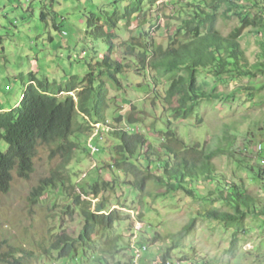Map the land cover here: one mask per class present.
<instances>
[{"label":"trees","instance_id":"1","mask_svg":"<svg viewBox=\"0 0 264 264\" xmlns=\"http://www.w3.org/2000/svg\"><path fill=\"white\" fill-rule=\"evenodd\" d=\"M158 1L129 0L125 14L130 18L129 23L133 18L140 19L144 10L149 11H145L142 22L144 33L141 31V34L144 40L133 38L129 44L125 43L127 50L125 53L120 51L125 59L114 60L106 55L96 65L89 66L85 77L75 74L64 82L51 80L48 75L41 76L39 71H20L17 79L26 86L20 104L12 110H0V201L3 195L13 189L14 171L22 179H31L36 172L34 157L38 147L46 144L52 147L54 156L60 155L63 160L52 170L50 177L40 179L30 199L36 202L48 193L46 204L60 208L58 213L69 216L70 223L77 226L78 232L76 236L68 232L61 235L52 233L47 240L50 243L37 254L15 246H9L8 251H3V244H0V264H135L137 249L145 258L151 253L154 256L152 249L145 250L144 246L155 248L153 242L160 244L170 235L164 236L148 230L149 226L155 224L146 220L144 200L151 197L168 199L169 195L174 197L175 190L186 189L194 185L196 180L203 181L209 189L205 195L204 190L200 194L201 200L211 205L207 217L221 222L227 230L231 227L236 229L233 232L231 251L237 248L239 234L248 231L245 227L248 215L264 218V203L249 192L245 183L229 182L227 175L218 169L213 158L218 153H225L226 146L221 143L222 146L218 147L207 143V140L200 146L198 141L190 137L188 141L181 139L179 132L171 129V123L165 133L166 151L181 161L173 165L172 160H167V174L157 175L148 155H142L139 151L147 141V135L109 131L118 141L117 151L111 154L112 158L103 160L104 166L90 173L93 178L89 177L87 182L82 184L72 179L77 175L81 159L79 155L90 153L89 146L82 142L93 135L95 123H101L102 128L108 125L106 111L110 104L105 85L108 81L119 83V76L128 72L132 66L139 65L143 69L149 66L150 70L156 72H177L179 80L167 91L165 102L175 120L184 124L187 133L191 126L196 125L195 120L203 122L199 112L200 103L219 99L222 95L209 90L207 81L199 84V72L210 74L216 82L255 77L258 73L256 70L264 73V60L252 64L243 44L246 33H255L264 28V9L260 2L247 0L249 4H246L243 3L245 0H173L181 6L178 16L185 14V17L175 32L167 38L163 35L162 41L156 43V37L149 31V26L152 29L156 21L162 19L160 15L154 17L150 14L151 6H156ZM148 4L151 6L146 9ZM224 6L226 9H222ZM254 7L259 11L254 12ZM106 14L107 21L103 23L97 15L88 18L90 29L86 35L104 40L113 53L114 38L121 37L118 32L121 16L118 10L115 14ZM233 16L239 20L235 28L228 34L218 29L220 17L230 19ZM172 17L169 15V21H177ZM43 19L46 20L45 14ZM156 28L159 29L160 24ZM135 56L138 63L131 64L127 58ZM115 86L118 88L119 84ZM238 88L253 90L256 86L242 85ZM134 110L135 107L129 106L128 120L138 125L140 120L132 115ZM116 120L121 122L122 116ZM103 170L107 171L106 177H103ZM249 175L251 179L260 181L264 189V168L251 167ZM148 179H152L149 184L151 190L148 189ZM118 180L128 184L133 188L130 192L138 196L129 200L126 195H117L112 201L110 195L122 189L118 188ZM91 195L100 197L103 213H96L91 208L92 201L83 199ZM115 204L137 210L142 225L137 229L135 241L131 239L135 233L134 223L129 222L131 214L117 208L111 211ZM225 206L227 209H223ZM195 221L186 228L192 229ZM54 230L52 228L51 232ZM172 242L167 244L163 240L162 246L158 248V252L163 253L164 262L173 258V252L181 247L176 236ZM180 259L191 258L185 254Z\"/></svg>","mask_w":264,"mask_h":264},{"label":"rangeland","instance_id":"2","mask_svg":"<svg viewBox=\"0 0 264 264\" xmlns=\"http://www.w3.org/2000/svg\"><path fill=\"white\" fill-rule=\"evenodd\" d=\"M172 1L159 0L154 7L150 4H148L149 7L145 6L146 9L152 7L150 14L154 17L162 16L152 29L149 24V31L156 37V43L162 41L163 35L167 38L175 32V28L179 27L185 17V14L178 16L181 6ZM129 3V0H0V106H8L9 103H15L19 98L21 99L23 84L17 79L18 72L21 70L27 73L37 70L41 76L48 75L52 80L64 82L75 74L85 77L91 64L96 65L102 61L109 54L110 45L102 39L86 35L90 29L88 18L93 14L101 17L103 23L107 21V12L115 14L116 10L119 11L121 20L118 32L121 33L119 34L121 37L114 39L118 42L112 57L116 58L115 60L125 59L126 57L118 51V45L123 44L122 50H127L128 46H124L126 41L133 38L144 40L143 34L139 32L142 31L145 11H149L144 10L140 14V19L133 18L129 23V16H125ZM243 3L249 4L247 0ZM222 9H226V6ZM253 11L258 12L259 9L254 7ZM43 13H46V20L43 19ZM169 15L177 21H169L171 20L168 19ZM128 23L129 26H127ZM145 23L148 24V21ZM157 24H160L159 29L156 28ZM238 24L239 20L235 16L230 19L220 17L217 27L228 34ZM243 44L252 64L264 60V28L255 33H246ZM84 53L85 57L82 58L81 55ZM127 60L131 64L138 63L137 56L128 57ZM133 69L136 72L128 70L127 73L120 75L124 88L116 91L118 100L112 101V109H116V104L126 107L135 100L134 104L137 108L132 115L140 120L144 126V132L152 133L153 128L162 125V122L159 123L155 118L163 117L165 111L161 104L157 109L156 102L150 104L148 100L140 101L147 97L150 89L155 90V87L150 80L149 72L140 75L137 73L139 67ZM256 71L258 73L255 77L243 78L239 81L226 79L219 82H216L210 74L201 72L200 82L207 81L209 90L222 95L219 99L205 100L200 103L199 112L203 122L198 123L195 120L196 125L191 126L188 133L185 132L186 128L181 122H176L174 128L184 136L190 135L188 137L198 141L200 146L204 140L218 147L223 143L226 146L225 153H218L213 158L218 169L227 175L229 182L245 183L249 192L264 203L263 185L260 181L251 179L249 175L251 167L264 168V155L258 149L260 145L264 146V73ZM7 85L11 86L10 90H6ZM242 85L256 86V89H239L238 87ZM251 91H253L252 94H250ZM113 113L114 111L112 112L109 108L107 111L109 120H112ZM90 139L89 136L88 140H84L82 144L88 145ZM108 144L112 146V142ZM98 145L101 148L104 146L102 141ZM115 147L114 145L111 150H115ZM50 152V148L42 146L36 157L37 170L30 181L20 179L16 173L11 193L2 196L0 241L12 240L32 247L35 245L30 243L45 236L51 227L58 228L59 219H54L47 205L38 203L33 205L28 199L32 188L38 184L41 177L49 175L60 162L61 157L52 158ZM104 155V152L97 153L95 160L101 161ZM95 160L91 154L83 156L77 168V175L72 178L73 181L83 184L89 177L93 178L90 172L95 171V169L92 170L97 164ZM98 165L103 167L104 163ZM104 174L105 172L103 176ZM118 186L122 189L110 195L112 201L117 195H126L129 200L138 196L130 192L133 188H130L128 184L122 183ZM99 200L100 197H95L93 200V208L96 211L100 208ZM143 205L147 213L146 220L155 224L148 227L151 233L177 235L178 244L181 247L174 251L175 257L188 254L190 258L200 259V264L207 262L209 264H264V218L248 215L245 222L248 231L239 234L237 248L231 251L235 227L227 230L221 222L198 216L201 220H198L191 231H186V226L198 210L205 212L209 209L211 205L207 201L194 200L180 191L174 197L169 195L168 199L160 198L156 201L147 198ZM115 208L125 209L122 206ZM131 214L133 217L129 222H134L135 227H139L141 223L137 212L132 211ZM65 228L69 234L77 235L78 228L75 224L68 223ZM60 231L61 229H57L58 233ZM129 234L128 231V237ZM135 237H137L136 233L131 238ZM169 237L166 240L163 239L167 244L172 243V238L175 239V236ZM161 242L160 244L153 242L156 245L152 248L155 255L152 256V253L147 255L142 264H154V260L158 257L161 260L163 253L158 252Z\"/></svg>","mask_w":264,"mask_h":264},{"label":"clouds","instance_id":"3","mask_svg":"<svg viewBox=\"0 0 264 264\" xmlns=\"http://www.w3.org/2000/svg\"><path fill=\"white\" fill-rule=\"evenodd\" d=\"M257 1L262 4V7L264 9V2L261 1V0H257ZM44 14H45V19H47L46 18V13H43V16H44ZM106 28H108V27H106ZM155 30H153V31H155ZM139 34H141V30H140ZM114 39H116V38H114ZM130 41H132V40H130ZM130 41H126L125 43H128L129 44ZM117 42L114 41L115 49H114L113 53L115 52V50L117 48V46H116L117 45ZM118 47H119L118 48L119 49L118 50L119 52L121 51V52L125 53L124 51H126V50H122L123 45H121V47H120V45H118ZM113 53L110 52V49H109V54H107V55H109L110 57H112V54ZM81 57L84 58L85 57V53H84V55H81ZM113 59L115 60L116 58H113ZM134 67H139V72H137V73H139L140 75H143L146 72H149V74H150V80L153 82L154 87H155V90L150 89L148 91L147 97L144 100H140V101L148 100L150 102V104L156 102L157 105H158L157 106V109L159 108V105L160 104L162 105V107H163V109L165 111L164 116L163 117H158L157 116V118H155V119H158V122L159 123L162 122V125L160 127L153 128V129L150 127V129L153 130V132L151 133V132H148V131L144 132V126L140 122L137 123L138 125H135L134 123H130L129 120H128L129 118H128L127 113L129 112V106L130 107L131 106L135 107V110H136L137 106L134 104V101L135 100L132 101L126 107H120L118 104L115 103L116 104V109L115 110L112 109V105H111L112 104V101L113 100H116V101L118 100V95H117L116 91H119V90H121V89L124 88V85L122 84V82L120 80V76H119V83H114V82L108 81L107 82L108 84L105 85V87H104L109 92L108 104H110V107L109 108L111 109L112 112L114 111V113L112 114V120H109L108 117H107L108 125H106L104 128H102V124L101 123H95L94 124L95 130H94L93 135L90 136L91 139H90V141L88 143V146L90 148V153L88 155L91 154L92 157L95 160L97 153H102V152L105 153V155L101 159V161H96L95 160V162L97 164L95 165V167L92 170H94V169L96 170L97 168H99V165L98 164H101L103 160H110L112 158L111 154H113V153H115L117 151L118 141L114 137H112L110 135L109 131H112V132H115V131H126L130 135H134V134H145V135L148 136L147 137V141L142 144V146L140 147L139 151L141 152L142 155H148V157L150 158L149 160H151V162H152L151 166L153 167L154 172L157 175L163 176L164 174H167L166 173V161L167 160H172L173 165H176V164H178L177 163L178 161H181V159H176L174 155H170L166 151L167 145L165 144V142H166L165 141L166 140L165 139L166 138V134L165 133L170 129L168 125H170V123H171V125H170L171 126V129L176 130L174 128L175 125H176V122H181V121H176L175 120V117L166 108L167 103L165 102V96H166L167 91H169L171 85L174 82L178 81L179 79H177V77H176L177 76L176 75L177 72H166V71L165 72H159V71L156 72L154 70H150L149 69V66L146 69H143L139 65L132 66L131 68H129V70H134L133 69ZM35 72H38V71L35 70ZM201 72H203V71H201ZM201 72L198 73V75H199V77H198L199 84H201V83L203 84V82H204V81H201L200 82V73ZM19 73H20V71L18 72V75H19ZM26 73H27V71H26ZM125 73H127V72H125ZM145 77H147V75H145ZM53 80H55V79H53ZM145 83H146V79H145ZM117 84H119V87L118 88L115 86ZM25 87L26 86L23 84V91H22V94H21L22 95L21 96V99L23 97V93H24ZM10 89H11V86L10 85H7L6 86V90H10ZM72 94L74 96H76V94L74 92ZM21 99L19 98V100H17L15 103H12V102H11L12 104L9 103L8 106H4V107H1L0 106V110H12V109H15L20 104ZM76 100H77V98H76ZM156 110H155V112H153L154 114L156 113ZM107 111H108V109H107ZM107 111H106V116H107ZM166 113H168V115ZM114 114H117V116H114ZM121 116H122V121L121 122H118V120H116V118H119ZM176 131L179 132L178 130H176ZM179 134H180L181 137L183 136L181 139H184V140L186 139L188 141L189 137L187 135L184 136L180 132H179ZM155 136H157V137H155ZM101 141L104 144L103 148H101L100 145H98V143L101 142ZM109 142H112V146H110L108 144ZM114 145L116 146L115 147V150H111ZM42 146H45V147H48V148L51 149L50 155H51L52 158L59 157L60 156V155H55V156L53 155L52 147L51 146H48L46 144L39 145L38 152H37L36 156L34 157L35 171L37 170L36 157L39 155V150H40V148ZM138 146H140V145H138ZM258 149L264 155V146L263 145H260ZM88 155L80 154L79 157L82 159L83 156H88ZM168 155H170V157ZM180 157H182L181 156V153H180ZM180 157H178V158H180ZM62 160L63 159L61 157L60 162H59L58 165L61 164ZM57 166L54 169H56ZM70 168H72V164H71ZM54 169H52V170H54ZM52 170H51V172H52ZM51 172H50L49 175H51ZM103 172H105V174H104L105 176H103V177H106L107 176V171L106 170H103ZM103 172H102V174H103ZM16 173H17L16 171L13 172V174H14V180H15ZM49 175L42 176L41 178H48V177H50ZM157 175H155V176H157ZM18 177H19V174H18ZM20 179H22V178H20ZM23 180H25V179H23ZM25 181H30V180H25ZM151 182H152V179H148L147 180V185H148V189L149 190H151V188L149 186V184ZM193 183H194V185H189V186L186 187V189L179 188L178 190H175L176 192L174 194L177 195L178 192L182 191L183 193H185V195H187L188 197H190V198H192L194 200H201V197H200L201 192L204 190V195H205L209 189L204 184L203 181L196 180ZM117 184L119 185V184H122V183L120 182V180H118ZM13 185H14V181H13ZM37 185L34 186V188H32V191H31L30 195L28 196V199L31 202V204H33V205L36 204V203L41 204V205H47L50 208V210L52 212V216L54 217V219L55 218L57 220L59 219V223L60 224H59L58 228L51 227L48 230V232H47V234L45 236H43L42 238H40L38 240H35V241H33V242L30 243L32 245L33 244L35 245V246H32V247H28V246H26L24 244H19L17 242L12 241V240H3V241H0V244H3V247H4V249H2L3 251H8L9 250L8 249L9 246H15V247L23 248L24 250L25 249H29L32 252H35L37 254L41 249L46 248L48 243H50V242H47V240L50 238V236H51L52 233L61 235V234L65 233V232H67L65 227H66V224L70 223V217L69 216H66V215L59 214L58 211L61 210L60 208H56V207H53V205L46 204L45 198H46L47 195H49L48 193L46 195H44L41 199H37L36 202H33V200L30 199L33 196V192L35 190V187H37ZM208 186L210 187V184H208ZM94 198H95V196H90V197H86L85 196V197H83L84 200L87 199V200H91L92 201V207L91 208L93 210H94V208H93V200H94ZM150 199L151 200L153 199V200H156V201L159 200V199H154L152 197ZM94 205H96V203ZM118 206L125 207V206L120 205V204L119 205L118 204H115V205L112 206L111 211L114 210V209H116L115 207H118ZM99 207L100 208H98L97 211L96 210H94V211L96 213H103V208H102V205L100 204V202H99ZM100 209H102V210H100ZM117 209H119L121 211H124V212H129L130 214L132 213V211H136L137 212V210H129L127 207H125L124 210H122L121 208H117ZM207 211L208 210H206L205 212L203 210H201V211L198 210L196 212L197 214H195V215L193 214L194 217L191 218L192 220L189 223L190 225L188 224L186 227L191 226V223L194 221V219H196V221L192 225L193 228L197 225L198 220H201L200 218H205L206 217L207 219H209L207 217V214H206ZM198 212H202V214L201 213L198 214ZM131 216H132V214H131ZM137 216H138V214H137ZM198 216H200V218H198ZM63 220H66V223H63ZM213 221H216V220H213ZM54 225H55V223H54ZM141 225H142V223L139 225V227ZM52 228L55 229L54 232H51V229ZM57 229H61V231L58 233L57 232ZM137 229H138V227L137 228L135 227L136 236H137ZM192 229L189 230V229L186 228V231L189 232ZM133 235H131V237ZM162 235L166 236L167 233L166 234H162ZM168 235H172V234H168ZM175 236L177 238V235H175ZM136 238L137 237H135L134 239H132V238L131 239H132V241H135ZM166 239H168V238H166ZM166 239H164V240H166ZM177 240H178V238H177ZM152 247H149L148 245H146V246H144V249L145 250H148L150 248L152 249ZM25 252H26V250H25ZM22 255L23 254H20V256H22ZM182 257H175L174 252H173V258L168 259L166 262H164L163 261L164 260L163 257H161V260H159L158 259L159 257H158V258H156L154 260V264H178V263H181V264H200L199 263V260L200 259H196V258H191V259H188V260L187 259H180ZM145 259L146 258L144 257V255L141 254V252H140L139 249H137L136 250V256H135V259H134L135 264H142V261L145 260ZM4 264H11V263H4Z\"/></svg>","mask_w":264,"mask_h":264},{"label":"built area","instance_id":"4","mask_svg":"<svg viewBox=\"0 0 264 264\" xmlns=\"http://www.w3.org/2000/svg\"><path fill=\"white\" fill-rule=\"evenodd\" d=\"M264 1V0H263ZM178 264H181V263H178Z\"/></svg>","mask_w":264,"mask_h":264},{"label":"bare ground","instance_id":"5","mask_svg":"<svg viewBox=\"0 0 264 264\" xmlns=\"http://www.w3.org/2000/svg\"><path fill=\"white\" fill-rule=\"evenodd\" d=\"M261 1H263V0H261ZM264 2V1H263Z\"/></svg>","mask_w":264,"mask_h":264}]
</instances>
